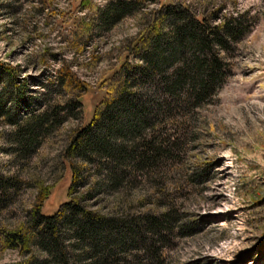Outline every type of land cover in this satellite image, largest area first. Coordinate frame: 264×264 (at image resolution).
<instances>
[{
    "label": "rangeland",
    "instance_id": "obj_1",
    "mask_svg": "<svg viewBox=\"0 0 264 264\" xmlns=\"http://www.w3.org/2000/svg\"><path fill=\"white\" fill-rule=\"evenodd\" d=\"M113 1L88 0L80 8V0H0V66L22 71L16 86L0 77V101L18 122L47 107L64 118L21 155L11 138L16 125L0 116V177L15 180L11 197L0 202V264L45 257L33 246L19 252L5 242L8 234L25 230L43 189L45 216L73 198L107 218L176 212V225L184 231L162 248L164 264H264V0H144L108 29L97 30L100 12ZM176 4L195 16L215 13L210 22L216 25L242 18L245 29L219 51L226 72L209 97L177 118V127L155 124L180 145L166 173L96 191L104 173L67 155L68 137L88 127L96 106L121 84L120 68L142 65L128 44L142 38L162 8ZM74 34L84 43L74 44ZM63 64L85 83L84 92L57 89ZM23 82L26 100L15 105ZM43 85L51 89L47 101ZM71 95L79 105L68 110ZM69 165L81 178H74L71 189Z\"/></svg>",
    "mask_w": 264,
    "mask_h": 264
},
{
    "label": "trees",
    "instance_id": "obj_2",
    "mask_svg": "<svg viewBox=\"0 0 264 264\" xmlns=\"http://www.w3.org/2000/svg\"><path fill=\"white\" fill-rule=\"evenodd\" d=\"M143 1L109 3L100 12L96 29H108ZM88 3L80 0V8ZM213 17L215 13L192 15L178 4L166 6L153 22L146 24L142 38L128 44L127 48L142 65L120 68L121 84L114 85L96 106L88 127L70 134L65 147L67 155L95 164L104 173L106 179L97 184L96 191L124 181L131 183L139 177L152 180L154 175L162 176L165 167L178 157L179 142L157 132L155 124L170 121L175 126L177 118L209 97L226 72L219 51H226L245 29L242 18L216 25L210 22ZM72 41L84 43L85 38L74 34ZM21 73L19 66H0V77L6 78L7 84L15 82L16 86ZM60 73L57 89L85 91V83L66 64ZM17 87L16 102L25 101L26 84ZM42 89L47 92L43 95L47 101L51 89L47 85ZM5 103L0 101V116L16 125L11 138L21 155L33 150L40 137L64 119L54 107H47L40 114L30 112L18 122L12 116V108L6 110ZM77 105L71 95L66 108L73 110ZM68 168L71 189L74 178H81L77 169L71 165ZM14 187L15 180L0 177L1 203L11 197L9 190ZM46 192L40 191L25 230L6 236L7 247L28 252L33 246L44 254L42 259L32 258L30 264H129V259L136 264H164L162 248L176 233L184 231V227H177L179 216L174 211L107 218L87 210L77 198L60 205L53 215L45 216L40 204Z\"/></svg>",
    "mask_w": 264,
    "mask_h": 264
}]
</instances>
